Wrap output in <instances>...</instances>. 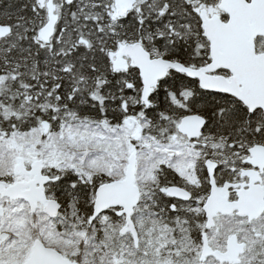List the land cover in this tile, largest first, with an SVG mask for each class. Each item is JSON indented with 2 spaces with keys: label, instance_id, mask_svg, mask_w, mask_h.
Here are the masks:
<instances>
[{
  "label": "snow or ice",
  "instance_id": "obj_1",
  "mask_svg": "<svg viewBox=\"0 0 264 264\" xmlns=\"http://www.w3.org/2000/svg\"><path fill=\"white\" fill-rule=\"evenodd\" d=\"M0 264H264V0H0Z\"/></svg>",
  "mask_w": 264,
  "mask_h": 264
}]
</instances>
